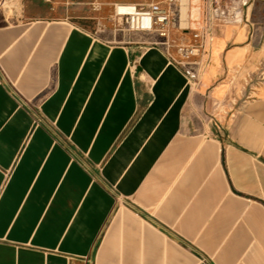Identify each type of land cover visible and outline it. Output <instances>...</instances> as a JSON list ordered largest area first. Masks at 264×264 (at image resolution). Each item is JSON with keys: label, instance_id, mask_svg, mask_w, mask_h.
<instances>
[{"label": "crops", "instance_id": "0c3cea01", "mask_svg": "<svg viewBox=\"0 0 264 264\" xmlns=\"http://www.w3.org/2000/svg\"><path fill=\"white\" fill-rule=\"evenodd\" d=\"M118 1H0V264H264V0L195 86Z\"/></svg>", "mask_w": 264, "mask_h": 264}, {"label": "built area", "instance_id": "2783aa9c", "mask_svg": "<svg viewBox=\"0 0 264 264\" xmlns=\"http://www.w3.org/2000/svg\"><path fill=\"white\" fill-rule=\"evenodd\" d=\"M252 0H128L112 4L114 28L153 32L159 37L151 44L177 68L190 86H195L207 64V55L219 24L249 22L246 8ZM97 10L99 3L92 4ZM259 82L264 81L261 76ZM257 81V82H258Z\"/></svg>", "mask_w": 264, "mask_h": 264}, {"label": "rangeland", "instance_id": "374dc122", "mask_svg": "<svg viewBox=\"0 0 264 264\" xmlns=\"http://www.w3.org/2000/svg\"><path fill=\"white\" fill-rule=\"evenodd\" d=\"M0 1L5 2V1H11V0H0ZM248 76L250 79H252L254 81L261 80L262 79L261 76H264V61L253 72H251Z\"/></svg>", "mask_w": 264, "mask_h": 264}]
</instances>
